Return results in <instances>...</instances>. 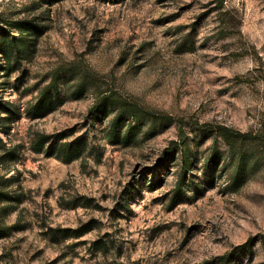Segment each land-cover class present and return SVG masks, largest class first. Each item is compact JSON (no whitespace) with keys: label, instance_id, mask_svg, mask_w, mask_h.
I'll use <instances>...</instances> for the list:
<instances>
[{"label":"rangeland","instance_id":"374dc122","mask_svg":"<svg viewBox=\"0 0 264 264\" xmlns=\"http://www.w3.org/2000/svg\"><path fill=\"white\" fill-rule=\"evenodd\" d=\"M5 32L0 264H220L264 235V140L190 123L264 136V0H0ZM54 79L64 103L31 120ZM44 136L82 157L37 152ZM229 264H264V244Z\"/></svg>","mask_w":264,"mask_h":264},{"label":"trees","instance_id":"16d2710c","mask_svg":"<svg viewBox=\"0 0 264 264\" xmlns=\"http://www.w3.org/2000/svg\"><path fill=\"white\" fill-rule=\"evenodd\" d=\"M49 4L57 3L61 0H43ZM25 29H20L21 33H24ZM7 32H5V35H2L0 39V47H2L7 42ZM14 41L12 49L9 51L10 54L13 53L14 50H18L19 44L22 42L23 37L18 38H12ZM4 55L7 54V51L0 50ZM64 103V99L62 97L61 90L59 88V85L57 84V81L54 79L50 85L45 87L41 92L39 93V96L33 101V104L29 105L26 109V116L30 118L31 120L41 119L50 114L51 112L55 111L58 107H60ZM107 105L103 101H97L95 106L90 110L89 115L93 117H97L100 115L101 110L105 108ZM5 113L11 115V117L17 116L10 108V106H6L5 109H3ZM130 117H126L124 114H120L117 117H115L113 123L111 124V127L109 129V140L110 143L114 144L119 141L121 138V129L122 125H124L127 121H129ZM122 123L121 127L120 124ZM190 123L201 130H206L208 132H216L223 136L224 138H231V137H239L243 139L248 140H257L262 139L264 140V136L261 135H255L253 133H240L234 129H231L224 125H213V124H201L197 120H190ZM178 124V135L180 138V143L178 142H171V145L168 149L165 150V154H173L176 148H179L180 144H183L186 140V134H185V126L187 124V121L183 118H180L177 120ZM60 136L52 137L54 138V141H50V137L44 136L41 138L39 143L34 147L37 152L43 151L44 148H47L46 151L50 156H56L62 162L66 164H70L76 160H79L84 152L85 148V142L80 141H71V142H63L59 139ZM90 230V225H87L83 230L79 229L77 231H74L70 235L69 230L64 231L66 233V237H80L82 236L86 231ZM69 233V234H68ZM0 234H3L2 236L5 237L7 233L0 229ZM261 241L264 244V235L253 238L244 243L243 245H240L236 247L231 253H228L226 255H223L221 257H218L216 259L215 263L220 264H229L234 258L239 257L242 254H250L253 248V245Z\"/></svg>","mask_w":264,"mask_h":264}]
</instances>
